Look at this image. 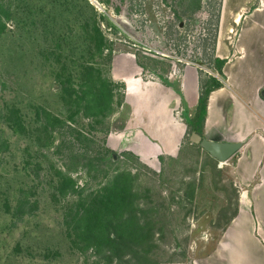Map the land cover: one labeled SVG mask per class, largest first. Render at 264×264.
Instances as JSON below:
<instances>
[{
	"label": "rangeland",
	"instance_id": "obj_1",
	"mask_svg": "<svg viewBox=\"0 0 264 264\" xmlns=\"http://www.w3.org/2000/svg\"><path fill=\"white\" fill-rule=\"evenodd\" d=\"M243 4L240 10L250 13ZM194 6L193 0H0V264H134L129 255L95 252L92 240L67 221L79 200L89 201L120 170L135 175L140 213L164 217L155 226V264H221L207 257L238 209L235 157L218 161L190 143L191 130L182 136L180 124L194 113V75L188 79L187 113L175 87L143 84L163 82L170 72L177 84L190 65L197 66L198 78L203 69L224 79L210 60L223 0ZM229 7L218 24L225 41L239 28L231 30L235 13ZM89 19L98 20L106 37V71L123 83L124 100L104 123L92 124V117L82 115L71 122L73 128L47 132L40 124L43 108L58 115L62 103L55 78L61 65L45 55L51 49L74 51L87 60L80 35ZM63 35L68 43L64 39L58 49ZM257 39L245 36L242 42L261 61L264 33ZM128 84L133 92L127 98ZM17 115L24 128L7 118ZM62 173L75 180L76 191L60 192Z\"/></svg>",
	"mask_w": 264,
	"mask_h": 264
},
{
	"label": "trees",
	"instance_id": "obj_2",
	"mask_svg": "<svg viewBox=\"0 0 264 264\" xmlns=\"http://www.w3.org/2000/svg\"><path fill=\"white\" fill-rule=\"evenodd\" d=\"M193 3L194 9L200 5V0H193ZM219 18L220 14L217 12L214 53L210 55V60L214 61V68L220 76L225 78L223 67L226 58L215 54ZM85 25L86 31L81 29L85 34L80 35V40L83 46L89 49L87 60L85 54L77 56L74 51L63 54L62 51L51 49L45 55L51 62L61 65L55 73V78L62 103L58 115L46 107L43 108L44 119L40 124L47 132H52L56 126L73 128L71 122L77 124L82 115L92 117V124L104 123L124 100V92L121 91L123 83L115 81L106 71L105 65L111 60V52H104L107 42L98 20L89 19ZM67 37L63 35L59 39L56 44L58 49L64 48V39L68 43ZM70 62H73L74 68ZM138 63L145 68L143 61L138 60ZM153 70L156 71V67H153ZM199 75L198 103L194 113L187 119V126L191 132L196 130L203 135L209 94L222 86L223 80L219 76L204 72L203 69H200ZM77 79L79 82L75 81ZM7 118L11 119L12 126L16 125L17 129L24 128L21 116L17 115L15 119L12 116ZM77 132L80 138L91 142L92 139L82 130ZM101 157L105 158L104 155ZM134 177L130 171H117L113 180L106 181L89 201H85L84 197L83 201L79 200L78 208L70 212L67 221L75 224L78 234L87 242L92 240L90 244L94 243L95 252L106 250L104 256L108 254L109 258L129 255L128 261L134 264H155L158 262L155 257V226L158 220L164 217L156 218L149 213H140L143 210L137 202L138 193L134 188ZM75 185L76 182L71 176L62 173L58 188L63 195L76 191Z\"/></svg>",
	"mask_w": 264,
	"mask_h": 264
},
{
	"label": "crops",
	"instance_id": "obj_3",
	"mask_svg": "<svg viewBox=\"0 0 264 264\" xmlns=\"http://www.w3.org/2000/svg\"><path fill=\"white\" fill-rule=\"evenodd\" d=\"M240 1L223 0L220 26L228 5L235 13L231 30L237 25L239 28L226 41L222 34H218L216 56L226 58L223 67L225 78L223 85L209 94L203 128V135L212 139L244 141L240 150L232 156L235 157L234 170L241 186L240 197L237 212L224 229L216 249L207 258L215 257L221 264H264V52L261 57L263 60L260 61L242 42L245 36L249 40L260 41L257 36L264 33V22L259 20L264 19V0H247L248 3L243 0L245 4L242 6L247 5L248 14L246 8L240 10ZM190 74L194 75L195 109L199 98L197 66H186L177 84L172 79L173 72L163 82L156 79L142 83L144 86L153 84L154 88H163V83L172 89L175 87L174 91L180 98L177 100L184 99L188 111L191 108ZM131 92L133 89L128 84L127 98ZM144 95L145 92L141 94ZM171 117L175 119L173 111ZM180 126L183 136L188 130L187 121L184 126ZM155 129L158 131L160 126ZM158 147L162 152V147ZM167 149L169 154H174L172 149Z\"/></svg>",
	"mask_w": 264,
	"mask_h": 264
},
{
	"label": "water",
	"instance_id": "obj_4",
	"mask_svg": "<svg viewBox=\"0 0 264 264\" xmlns=\"http://www.w3.org/2000/svg\"><path fill=\"white\" fill-rule=\"evenodd\" d=\"M193 143L200 144L203 149L215 157L218 161L225 162L242 147L243 140H216L206 137L194 130L190 134Z\"/></svg>",
	"mask_w": 264,
	"mask_h": 264
}]
</instances>
